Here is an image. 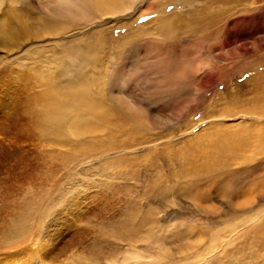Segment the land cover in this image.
<instances>
[{"label": "rangeland", "instance_id": "rangeland-1", "mask_svg": "<svg viewBox=\"0 0 264 264\" xmlns=\"http://www.w3.org/2000/svg\"><path fill=\"white\" fill-rule=\"evenodd\" d=\"M96 2L0 0V182L72 172L52 257L107 264L108 230L109 264H264V0Z\"/></svg>", "mask_w": 264, "mask_h": 264}, {"label": "bare ground", "instance_id": "bare-ground-1", "mask_svg": "<svg viewBox=\"0 0 264 264\" xmlns=\"http://www.w3.org/2000/svg\"><path fill=\"white\" fill-rule=\"evenodd\" d=\"M97 1H98V2H96L97 5L92 4V5H95V7L92 6V8H94L95 13L97 11H99V12H102L103 15L115 14L116 12H118L122 8V4L125 5L123 3L124 0H97ZM84 7H85V5H84ZM85 13H87V12H85ZM76 97H78V95L73 97L74 99H72V100L74 102L73 101L70 102L71 106H73V104L77 105V100H75ZM80 98H82V99H80V101H82L81 104H83V102H85L86 97H82V94H81ZM58 103H59L58 104L59 106H61L62 108H65L67 106L68 102H66L65 99L64 100L60 99L58 101ZM78 104L80 105V102H78ZM58 108L59 107L54 106L52 108V110H57ZM72 122L74 125H76L79 128H84L86 126V125L77 124V120H74ZM241 135L242 134H241L240 130L237 132H233V133H227L226 132L222 135V138H219V136H221V135H218L217 138H219V141L216 143V145L222 147L221 152H227L228 154H231L233 151L234 154L230 155L231 159L237 161L240 158V157H238V159H236L237 154H239L241 151H244L246 149L245 147H247V144H248V141L241 140V139H245V137L242 138ZM252 141H253V139H252ZM217 152H219V151H217ZM234 155H236V157ZM12 161H14V160H12ZM214 165H216V164H214ZM0 166H1V163H0ZM10 169H11V166H10ZM8 172H10V171H8ZM8 172H7V174H8ZM71 174H72V172H68L64 175V177L62 179H55V180L52 179L50 184H49L48 178L42 179V176H40L41 182H39L38 178L36 177L37 181H36V184L34 185V187H38L39 184H41L42 187L39 189L40 191L37 190L33 194V196L29 195V190L27 188L28 186L24 189H20L19 185L21 182L19 184H14V182L12 183L11 181L8 180L7 176H6L7 179L2 180L0 182V194H1L0 198H2V197L4 198L3 200L0 201V264H65V263L61 262L62 261L61 257L66 256V254H65L66 250L62 247L57 252V253H60V255L57 254L56 257H52L51 254L54 253L55 247L50 246L46 243V241L44 240V234L45 233L50 234V231L52 229L55 230V227H57L56 225L60 224L61 221H58V214H59V218L62 219V217H61L62 211L64 212L65 210H70L71 213H69V215H68L69 220H71L72 213H73V217L77 213L80 214V212H79L80 210L78 208L79 206L77 205V207L75 206L76 207L75 208L74 204H73L74 202H72L73 197L76 194L75 191L78 192V190H77L78 187L73 189V190H71V189L74 187V185H76L77 180L76 181L74 180L73 182L75 184H73V186L68 187L69 189H67L65 192H63L64 193L63 195L60 194L61 196L59 198H57L53 202V204L51 205V199L53 198V195L55 193H57L60 189H63V186H65L64 185L65 181L68 178H70V176H72ZM53 176L55 177V175H53ZM72 179H76V178L72 177ZM71 182H72V180H71ZM16 183H18V182H16ZM23 184L24 183H22V185ZM24 186H25V184H24ZM18 191H20L21 196L18 198H16V197L12 198L13 199L12 200L10 196L12 195V193H16ZM65 193H67V194H65ZM61 203H64V205L62 206ZM59 204H61L63 209L62 208H60V209L55 208ZM36 209H37V211H36ZM58 212H61V213H58ZM16 214L22 215L21 219H18V220H16V218L13 220L8 219L9 222H7V221L2 222L3 215L9 216L10 218H12V216H14ZM48 214H52V217L50 220H48L49 218L46 219L50 222V224H47L44 226L43 224L45 222L46 223L48 222L45 220V218H47ZM65 214H68L67 211H65L64 215ZM61 224H63V222ZM74 227H75V225H74ZM76 228H78V227H76ZM109 228H110V226H109ZM81 231H82V229H81ZM99 237H100V235H99ZM103 240L105 241V248H104V251L102 252L103 254H102L101 258L106 261L105 263L109 264L110 261L112 262L113 254L111 253L112 249L110 250V245L112 243L110 241V236H109L108 230L104 234ZM99 242L100 241H98V243ZM112 247H113V245H112ZM94 249H95V247H94ZM66 257H67L66 258L67 262L70 260V262L72 261L75 264H94L96 262L99 263L98 262L99 259H97L98 257L94 258L93 256H87V257L85 256V258H83V260H84L83 263L77 259H74L73 257H72L73 260H71L69 258L70 256H66Z\"/></svg>", "mask_w": 264, "mask_h": 264}]
</instances>
